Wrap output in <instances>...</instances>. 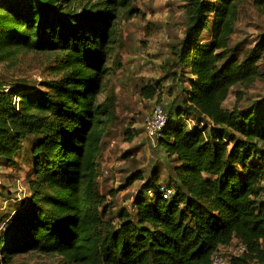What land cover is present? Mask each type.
<instances>
[{"label": "trees", "instance_id": "1", "mask_svg": "<svg viewBox=\"0 0 264 264\" xmlns=\"http://www.w3.org/2000/svg\"><path fill=\"white\" fill-rule=\"evenodd\" d=\"M185 1L188 22L169 71L182 97L168 104L157 142L169 182L153 169L134 209L115 215L99 188L115 107L99 96L115 23L132 0H0V64L21 52L50 53L62 73L39 87L0 82V163L16 166L23 154L31 162L30 196L11 219L0 216V264L29 253L66 264H218L234 243L246 251L221 264L264 263V96L225 107L233 88L263 76L264 32L243 55L231 39L241 4L264 13V0ZM143 93L152 99L157 89ZM160 184L174 194L150 200Z\"/></svg>", "mask_w": 264, "mask_h": 264}, {"label": "rangeland", "instance_id": "2", "mask_svg": "<svg viewBox=\"0 0 264 264\" xmlns=\"http://www.w3.org/2000/svg\"><path fill=\"white\" fill-rule=\"evenodd\" d=\"M135 8L132 14L130 11ZM185 0H132L130 7L121 10L115 23L116 43L113 45L107 67L110 69L103 82L99 102L114 101L111 117L103 140L101 172H109L99 180V188L113 209L132 211L134 198L153 169L160 174V182H169L166 154L149 146L146 136L147 119L158 106L167 110L168 104L181 99L180 87L173 86L171 70L175 52L184 37L188 22ZM264 32V13L250 1L240 6V15L231 46L239 55L252 48ZM208 32H205L206 34ZM59 62L54 54L24 53L9 63L0 64V82L40 86L44 81L58 79ZM263 76L249 89L233 88L225 103L231 108L237 103L249 105L264 96V61L260 66ZM186 84L187 78H185ZM147 85L157 89L156 97L149 98L143 90ZM173 93V94H171ZM32 141L24 144L31 147ZM30 158L23 154L16 166L0 163V216L9 220L30 196L27 179L31 173ZM143 171L144 180L129 185V178ZM103 175V174H102ZM4 206V207H3ZM114 218V217H113ZM118 223V219H114ZM3 225V224H2ZM2 227V226H1ZM237 243L223 249L220 260H230L236 253ZM10 264H66L58 255L29 253L15 257ZM264 264V263H261Z\"/></svg>", "mask_w": 264, "mask_h": 264}, {"label": "built area", "instance_id": "3", "mask_svg": "<svg viewBox=\"0 0 264 264\" xmlns=\"http://www.w3.org/2000/svg\"><path fill=\"white\" fill-rule=\"evenodd\" d=\"M167 120L168 114L161 106L156 107L153 114L147 119L146 136L149 141L150 147L157 148L158 137L160 136L162 129L167 124ZM187 123L189 125H193L194 121L192 119H188ZM102 174L103 175L100 176L99 180L103 176H107L109 172L105 170L104 173L102 172ZM174 192L175 190L172 187L166 184H160L156 190L150 189L148 191V198L153 201H156L160 197L161 199L167 200L172 197ZM238 251L244 252L246 251V247L244 245H241ZM217 259L220 260V258Z\"/></svg>", "mask_w": 264, "mask_h": 264}]
</instances>
